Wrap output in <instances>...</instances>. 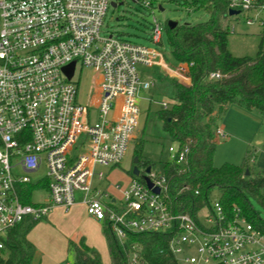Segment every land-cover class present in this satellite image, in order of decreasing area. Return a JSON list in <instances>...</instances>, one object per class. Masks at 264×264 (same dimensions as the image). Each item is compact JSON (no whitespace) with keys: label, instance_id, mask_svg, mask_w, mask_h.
Segmentation results:
<instances>
[{"label":"built area","instance_id":"1","mask_svg":"<svg viewBox=\"0 0 264 264\" xmlns=\"http://www.w3.org/2000/svg\"><path fill=\"white\" fill-rule=\"evenodd\" d=\"M113 3L0 0V257L13 228L26 219H46L58 207L69 211L81 193L88 216L107 222L121 245L130 234H158L167 244L160 253L166 250L179 264H264V233L240 215L230 219L219 201L197 218L175 212L167 202L166 176L152 167L150 174L146 168L141 173L153 187L134 176L126 190L115 186L122 192L118 203L94 188L95 176L105 178L95 167H117L137 139L140 102L156 83L151 71L191 83L192 64L172 66L159 48L103 34ZM230 10L248 13L247 25L264 24L259 0H231ZM162 36L154 18L151 40L162 44ZM72 63L69 80L64 68ZM79 64L93 69L99 80L88 107L78 102L79 88L72 81ZM216 135L225 137L219 128ZM168 152L169 162L181 165L189 150L177 145ZM42 170L44 177L34 182L30 176ZM26 184L44 188V200L25 203L20 187ZM133 248L129 264H144L141 249Z\"/></svg>","mask_w":264,"mask_h":264},{"label":"trees","instance_id":"2","mask_svg":"<svg viewBox=\"0 0 264 264\" xmlns=\"http://www.w3.org/2000/svg\"><path fill=\"white\" fill-rule=\"evenodd\" d=\"M230 2L184 0L186 6L203 8L210 15L209 20L195 25L178 24L174 30L169 25L165 28L170 45L169 63L172 66L188 63L192 67L190 84L159 71L151 74L156 81L166 82L171 88V108L159 112L163 130L180 148L189 150L185 163L166 162L162 174L169 182L167 202L175 212L197 218L205 207L219 201L230 219L240 215L264 233L260 212L264 211V170L252 173L250 154L240 165H214L217 123L231 105L264 117V24L256 55L234 56L229 50L230 31L222 25V20L229 17ZM259 6L264 17V0H259ZM212 73H219L222 78L209 80ZM139 148L136 156L141 165L153 168L151 161L142 160ZM38 188L39 184L20 187L23 201L31 204L32 194ZM43 220L26 219L9 232L0 264H36V249L27 236ZM104 223L111 264H129L134 246L141 249L144 264H179L166 250L160 253L167 246L160 235L130 234L121 245L108 223ZM69 252L74 255V264H103L100 253L84 241L70 243Z\"/></svg>","mask_w":264,"mask_h":264},{"label":"rangeland","instance_id":"3","mask_svg":"<svg viewBox=\"0 0 264 264\" xmlns=\"http://www.w3.org/2000/svg\"><path fill=\"white\" fill-rule=\"evenodd\" d=\"M114 1L118 6L113 7L111 5L109 7L102 30L103 34H114L117 37L127 39L136 44L159 48L169 56H171L170 45L165 31L169 21H175L179 25H195L206 22L210 18V15L203 8L197 9L186 6L184 5V0ZM147 3L151 4V6L145 7ZM160 7H162L163 10H161ZM248 15V13L244 12L236 16H229L222 20L223 27L225 29L228 28L230 31L229 50L236 57H254L258 51L262 26L258 22L247 25L246 19ZM154 18L157 19L163 27L162 44H155L151 40ZM152 71L156 72V70ZM152 71L151 73H153ZM161 74L164 75V73ZM167 76L180 80L176 77ZM72 81L79 88L78 102L86 107L90 106L96 94V87L99 82L94 70L82 67L79 64L77 65L75 76ZM170 97L171 88L166 82L161 83L156 81L154 87L144 93V99L140 102L141 116L140 126L136 132L137 139L130 143L125 158L117 168L114 167L115 169L97 167V173L102 171L105 174V178L100 184L101 190H104L109 183L113 186V189H115L114 185H120L123 191L128 188L131 182V173L136 166V163H134V156L138 154L139 147H141L142 150V160L146 159L151 161L154 164L153 168L155 172L158 174L163 173L164 164L169 162V148L177 146L168 134L164 132L162 121L159 118V112L163 110V102L169 103L171 108L172 101ZM222 144L223 143H221L217 149L219 157L223 149ZM216 163H220L219 158L216 159ZM242 163L243 161L240 162V164ZM220 165L222 164H219V166ZM45 173L46 171L42 170L39 174L31 175L30 177L36 182L43 178ZM42 189L43 190H36L33 192V203L43 201L46 197V191L44 188ZM121 190H115L118 201H120L122 197ZM102 201L108 202V199L102 198ZM260 212L264 220V211L260 210ZM41 223L52 225L48 220H43ZM58 226L60 225H55V228H59ZM50 227L52 228V226ZM189 254L195 255L196 252L191 251ZM106 263L109 264L110 260L108 259ZM64 264H74V255L72 253L67 255Z\"/></svg>","mask_w":264,"mask_h":264},{"label":"crops","instance_id":"4","mask_svg":"<svg viewBox=\"0 0 264 264\" xmlns=\"http://www.w3.org/2000/svg\"><path fill=\"white\" fill-rule=\"evenodd\" d=\"M217 125L224 132L225 137L217 138V149L221 143H223V149L220 157L216 151L214 157L216 167H221L224 164L239 165L250 154L252 173L257 174L264 170V117L255 111H247L237 105H231ZM218 158L220 163H216ZM219 164L222 165L219 166ZM97 167H95L96 173ZM130 177L132 179V176ZM102 181H99L95 176L93 179L94 188L101 190ZM112 187L109 183L104 189L106 191H101L108 193L111 196V201L118 203L120 201L115 195L116 188L113 189ZM45 220L50 221L52 225L43 224L40 221L27 236V239L36 249L34 263L64 264L67 255L70 253V243L79 244L84 241L87 246L100 253L103 264L108 259L110 260L109 264H111L108 242L104 234L105 223L88 216L81 193H77L76 204L69 211L61 207L55 208ZM55 225L60 226L56 229Z\"/></svg>","mask_w":264,"mask_h":264},{"label":"water","instance_id":"5","mask_svg":"<svg viewBox=\"0 0 264 264\" xmlns=\"http://www.w3.org/2000/svg\"><path fill=\"white\" fill-rule=\"evenodd\" d=\"M137 1H138V0H137ZM112 6H113V7H117L118 4L113 3ZM160 8H161V10H163L162 7H160ZM239 14H240V12H239V11H236V10H230V11H229V16H236V15H239ZM168 25H169V27H170L171 30H174V29L178 26V23L175 22V21H169V22H168ZM74 71H75V63H72L71 65H69V66H67V67L64 68V72H65V74H66V76H67V78H68L69 80L72 79V77H73V75H74ZM137 162H138V158H135V162H134V163H137ZM151 169H152L151 167H147L146 170H145V173L150 174ZM132 174H133L134 176H136V177H138V176H142V178H143V179L145 180V182L147 183V186H148L149 188H152V187H153V185H152L150 179H149L145 174H142V173H141V170H140L138 167H135V168L133 169ZM246 176H249V172H248V171L246 172ZM153 191H154L155 193H157V194L160 193V190H159L158 188H157V189H154Z\"/></svg>","mask_w":264,"mask_h":264},{"label":"flooded vegetation","instance_id":"6","mask_svg":"<svg viewBox=\"0 0 264 264\" xmlns=\"http://www.w3.org/2000/svg\"><path fill=\"white\" fill-rule=\"evenodd\" d=\"M135 158H138V162L136 163L135 167H138L140 170L144 169L145 167L141 165L139 157L135 155L134 156V161H135Z\"/></svg>","mask_w":264,"mask_h":264}]
</instances>
